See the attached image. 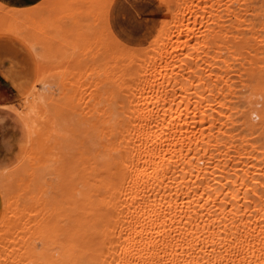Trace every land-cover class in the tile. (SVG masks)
<instances>
[{
    "label": "bare ground",
    "instance_id": "6f19581e",
    "mask_svg": "<svg viewBox=\"0 0 264 264\" xmlns=\"http://www.w3.org/2000/svg\"><path fill=\"white\" fill-rule=\"evenodd\" d=\"M162 1L175 7L138 47L112 31V0H65L63 12L76 14L69 36L74 30L85 41L76 72H68L67 54L43 28L39 34L15 13L0 16V35L27 44L38 64L21 115L33 143L29 166L23 169L20 156L0 171V264H264V149L257 136L264 126L251 122L254 110L239 117L251 135L227 133L222 104L212 109L210 92L199 89L210 85L218 101L227 95L214 64L221 55L208 62L183 51H196L208 33L209 47L226 36L252 47L247 62L261 65L264 38L246 30H264V0ZM256 45L261 49L253 51ZM88 76L95 83L84 87ZM121 89L126 101L118 107ZM76 101L87 114L85 121L77 113L80 130L87 125L89 132L80 131L88 137L81 142L80 123L73 126L75 115L67 114ZM76 142L89 147L77 155ZM68 148L76 162L81 157L74 168ZM47 160L58 179L43 186Z\"/></svg>",
    "mask_w": 264,
    "mask_h": 264
},
{
    "label": "rangeland",
    "instance_id": "374dc122",
    "mask_svg": "<svg viewBox=\"0 0 264 264\" xmlns=\"http://www.w3.org/2000/svg\"><path fill=\"white\" fill-rule=\"evenodd\" d=\"M163 3H164V6L166 8L165 15L167 14V11H168V13L172 12L173 7H175V5L172 4L173 5V7H172L170 4H168L166 2H163ZM64 4H65V0H40L39 2H37L36 4H34L32 6L18 8V7L10 6V5L5 4L4 2L0 1V16H3L4 14L15 13L16 15L19 16V20H21V21L27 23L28 25H31L32 27H34L38 33L40 32V28H43L48 34L53 36L54 41L58 40L60 42V45L62 46L63 50L65 51V54H67V62H66L67 64H65V67H67L68 72H76V63H77V60L82 57V53H84L85 41L76 38V36H73L72 33L74 32V30H71L72 32H71V35L69 36V30L68 29L71 27V25H73V20L76 18V14L73 13V9L71 7L68 11L63 12L62 8L64 7ZM168 7H169V9H167ZM171 7H172V9H171ZM64 14H66L65 15L66 17L64 16ZM263 19H264V17H263ZM83 22L85 24H87L88 19L83 21ZM263 23H264V20H263ZM200 25H202V24H200ZM62 26H64V27L62 28ZM204 28H205V26L203 25L202 29H204ZM263 28H264V26H263ZM227 32L231 33V31H226L225 33H227ZM233 32L237 33V31H233ZM246 33L252 37L260 34V36L264 38V30H260L259 28L253 30V28L251 27V24L247 25ZM208 35H209V33H208ZM208 35L205 36L204 44L200 43L196 51H194L191 48H188V49L183 50V51L184 52L186 51L185 53L188 54V57L191 55L194 56V54L196 52L200 56H203L205 54V59L208 60V62L209 61L213 62L215 59V56L221 55L220 61L218 63H214V64H215V66L218 69V72L220 74V76H219L220 85L224 86V89H225L227 95L222 97V98H219L220 101H218V100H215L214 97L212 96L214 94H212L211 90L209 89L210 85H206L208 87V89L203 88L202 85L199 87V89H201L200 91L207 90L208 92H210V96L212 99L209 101L210 102L209 105L212 107V109H218L219 105L222 104V106L220 108L223 109V113L225 112L228 115L227 133H230V132L236 133V132L242 131L243 135H251L248 130L242 129L239 117H240L241 113H245V112L248 113L249 111L257 110V113L251 112L252 114L250 116V120L254 124H257L259 126H261V125L264 126V62H262L261 65H257L259 62H257V64L255 62V64H253V66H252L250 64V62L249 63L247 62L248 57H246L247 54L249 55V53H247V50L249 51V49L252 47H250L246 50L245 46H241L239 44L234 45L232 43L233 41H231V38H228L226 36H223L221 38V42H219L218 45L209 47V45H212L213 41ZM11 38H13V37H11ZM22 44L25 46L24 43H22ZM148 44H146L144 46H147ZM260 44H262V43H260ZM229 45H231V50L229 49ZM138 47H143V46H138ZM257 49L259 50L261 48H259V46L256 45L255 48H253V51H257ZM262 49H263L262 53L264 56V44H262ZM27 50H29V52L32 56V60H33V78L27 87V89H30V87L34 83V80L36 78V72L38 69L36 70V64L37 63H36V59L34 57L33 52L28 48H27ZM191 60L195 61L194 58H191ZM88 61H89L88 59H85V61H83L82 64L86 63V65H87L90 63L91 60L89 62ZM100 61H101L100 59H96L95 62H100ZM253 61H254V58H253ZM244 62H247L248 66L247 65L244 66ZM37 68H38V64H37ZM72 74H75V73H72ZM69 76L72 77V75H69ZM197 77L198 76L194 73L188 76V86H190V89L195 88L193 86L194 85L193 83H195V80L197 79ZM75 78H76V76L74 77V79ZM90 80H93V79H91V76H88L87 79H84V78L82 79L84 87H87ZM94 83H95V81L93 80V84ZM1 85L2 84H0V169L5 168V167H10L12 165V163L16 160V158H18L19 156H23L22 161H24V163L22 166L24 167L23 169H26L29 166V160L27 162V159H29L28 155L30 154V152H32L33 143L31 141L27 142V140H26L25 146L21 148V146H19V140H21V139L25 140V136H27V134H28L27 130L25 128L23 129L25 117H23V116L21 117L22 113L27 112L26 103L24 102V100L26 99V97L24 96V93H26L27 91L25 92L24 91L25 89H24L22 92H20L19 96L15 97L14 99L10 98V97L7 98L5 96L6 94L3 93V86L1 87ZM72 86H74V88L76 87V85H74V83H73V85H71V88H70V86H68L69 87L68 92H69V90L72 91L71 89L74 90V88H72ZM38 87H39V89H44L42 86H38ZM198 93H201V92H198ZM124 94H125V91L123 89L118 91V98L120 99L119 102L117 103L118 107H121L122 104L126 101V99H121L124 97ZM200 95H202V94H200ZM203 95H205V94H203ZM75 98H78V97L75 96L74 100H76ZM78 101H79V99H78ZM76 104H79V102L77 103V101H76V103H75V106L78 107V105H76ZM70 106H72V105L70 104ZM76 107H74V110ZM79 107L76 109L78 111L75 110L76 114L74 113V111H73L74 114L72 113V115L67 113L70 118L75 115V117H73V118H75V120H73V118L70 119L73 126H76V124L78 125V122L80 123L79 124L80 126L78 125L79 127L77 126L78 128L76 127V129H75L76 135L78 133V132L76 133V131H79V134L77 135V137L80 136V134H82V132L80 133V131L83 130V128L81 130H80V128H81V126H83L84 123L83 122L81 123L80 121L82 119L85 120V116H87V114L85 115L84 110L82 111V114L84 116H82V114L80 112L82 110V108H81L82 106L80 108ZM200 108H202V106H200ZM239 108H241V110H239ZM66 109L69 110L70 108L66 107ZM124 109H126V108L124 107ZM64 111H66V110H64ZM70 111H71V109H70ZM30 112L32 113L33 111H30ZM78 112H79V119H81V120H78L76 123V119H78V115H77ZM255 114H257V115H255ZM76 115H77V117H76ZM34 117L38 118L37 116L30 114L29 118H27V119H34ZM74 122H75V124H74ZM84 127H85V125H84ZM85 130H86V132H88L87 125H86ZM85 130H83V132H85ZM86 135H87V133H86ZM257 136H259L258 143H260L259 144L260 148L264 149V133L258 134ZM257 136L255 135L253 137H257ZM77 137H75V139H77V141H78ZM79 138H80V142H81V139L86 140L88 137H85V135L82 134V136ZM75 139L72 142L73 144L75 142ZM89 140H90V138H89ZM77 143L79 144V142H76V145H77ZM83 143L84 142L82 140V144ZM87 143L88 142H86L85 146L82 145L83 147H85L84 148L85 150L87 148L86 146L89 145ZM73 144H71V147H73ZM227 144H229V143H226V145ZM79 146H80V148H79ZM79 146L78 145L76 146L77 150L75 151L76 152L75 154H77V152L79 154V150L82 147L81 145H79ZM68 149L69 150H66L67 155H68V152L71 150V152H69L68 157L71 158V160H72L75 158L73 156V152H72L73 148L72 149L68 148ZM74 149H75V147H74ZM27 150H28V152H27ZM70 153H72V156L70 155ZM80 153L82 154L81 150H80ZM68 157H67V159H68ZM52 158H54V157H52ZM76 158H77V156H76ZM79 158L81 160V157L78 156V160H79ZM75 160L76 159L73 160V164L71 162V164H72L71 166L76 165L78 163V160H77V162ZM74 161L76 162V164ZM27 163H28V165H27ZM44 163H46V164L45 165L43 164L44 166H42V169H45V170L44 171L39 170L40 172H42V177L44 176V174L46 172L48 173V174L46 173L47 175L44 176V180L42 181L43 186L46 185L45 183L51 184V182L48 183V180L54 181V179H55V176H54L55 172H54V168H53L54 165L51 164V160H47V162H44ZM69 165H70V163H69ZM49 166L52 167V173H49V172H51V170L47 169V168H49ZM81 166H79L77 168H80ZM67 167H68V164H67ZM73 168H74V166H73ZM77 168H75V169H77ZM50 174H52L51 176H53V179H51L52 177L49 176ZM46 178H48V180ZM56 179H58V178L56 177ZM41 180H42V178H41ZM50 191L51 190H49L48 193H50ZM0 195H1L0 196V213L2 214L5 200H4V197L2 196L1 192H0ZM24 201H25V199L22 202H24ZM0 218H1V216H0ZM36 242H38V243H36ZM34 243H35V245H38L37 246L38 248L40 247L39 245H41V241L39 242V239L34 240Z\"/></svg>",
    "mask_w": 264,
    "mask_h": 264
},
{
    "label": "crops",
    "instance_id": "0c3cea01",
    "mask_svg": "<svg viewBox=\"0 0 264 264\" xmlns=\"http://www.w3.org/2000/svg\"><path fill=\"white\" fill-rule=\"evenodd\" d=\"M0 1L10 6L23 8L32 6L40 0ZM165 11L166 8L161 0H112L109 6L108 20L112 31L122 42L131 46H144L156 35ZM15 38L10 35H0V84H2L1 87L3 86L5 96L13 99L19 96L24 89L25 92L30 90L27 87L33 78V60L27 50L30 48L23 41ZM24 128L26 129L25 125ZM26 140L27 136H25V140H19L21 148L25 146ZM19 158L20 156L11 166ZM10 167L2 168L0 171Z\"/></svg>",
    "mask_w": 264,
    "mask_h": 264
}]
</instances>
